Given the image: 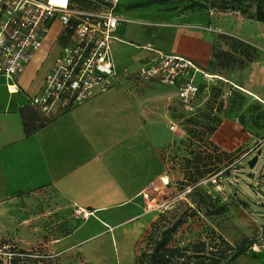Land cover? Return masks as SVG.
Listing matches in <instances>:
<instances>
[{
    "label": "crops",
    "instance_id": "obj_1",
    "mask_svg": "<svg viewBox=\"0 0 264 264\" xmlns=\"http://www.w3.org/2000/svg\"><path fill=\"white\" fill-rule=\"evenodd\" d=\"M149 1L119 0L125 21L117 29L120 41L111 46L117 71L136 72L149 57L147 46L188 56L205 69L214 38L194 24L166 15L169 12L159 4L142 5ZM185 44L193 54L183 53ZM48 45L44 43L14 88L0 76V238L21 242L19 226L11 221L10 227L7 217L27 195L52 189L66 207L90 217L80 215V222L67 234L38 242L53 257L78 255L86 264H102L105 247L118 239L117 231L144 225L149 209L143 195L164 180L156 125L140 93L153 84L119 79L106 93L57 114L47 126L25 137L20 110L42 90L52 67L53 60L48 62L51 37ZM125 47L130 50L126 58ZM129 231H119L117 236L120 239ZM241 260L264 264V244L258 251L239 256L235 264Z\"/></svg>",
    "mask_w": 264,
    "mask_h": 264
},
{
    "label": "rangeland",
    "instance_id": "obj_2",
    "mask_svg": "<svg viewBox=\"0 0 264 264\" xmlns=\"http://www.w3.org/2000/svg\"><path fill=\"white\" fill-rule=\"evenodd\" d=\"M194 2L202 3V0H152L142 5L159 4L163 11L169 12L166 15L177 16L185 23L194 24L199 31L214 38L213 60L204 71L222 77L223 81H217L216 87H210L209 99L197 110L194 119L195 125L204 127L203 123L206 124L212 116L218 117L219 124L211 139L221 151L230 153V161L220 166L216 175L219 179L210 176L198 181L193 187L178 191L177 183L182 179L179 164L187 155L188 145L184 131L187 122L181 117L193 116L180 113L174 88L152 85L141 90L150 121L156 125L154 135L159 139L158 152L164 161L166 174L162 175L163 182L157 181L146 196L149 216L144 225L138 223L134 227L129 225L122 228L119 231H130L120 239L117 231L115 236L118 239L110 244L108 242L105 247L106 255L102 258V264H135L136 253L149 223L160 212L174 207L178 201L191 204L192 201H199L200 195L206 197V205L220 208L221 212L205 218H191L177 236L181 244L204 239L209 229L222 235L230 244L244 243L250 253L260 250L264 244V105L251 95L264 100V23L234 11L197 8L192 6ZM248 12L253 13V9ZM49 38L45 41L47 46ZM241 41L252 48L250 54L253 59L249 62L242 54L244 46L239 44ZM191 49L190 45L185 44L183 53L193 54ZM129 51L125 47L123 57L126 58ZM185 57L198 65L194 59ZM52 60L54 53L48 57V62ZM232 87L231 97L223 102L221 92ZM59 113L62 112L41 115L52 120ZM170 116L177 125L173 131L168 128L171 125ZM191 144L192 149L198 148L195 141ZM258 150L261 153L250 168L247 162ZM226 167L229 168L227 173ZM77 213L65 206L55 190L27 195L15 212L7 217L10 227L14 225H11V221L19 226L16 229L19 230L21 242L0 238V251L1 242L6 240L9 245H16L26 251L35 249L37 254H50L48 248H44L38 240L46 243L47 240L59 238L80 222V215L83 219L90 217L84 211ZM51 260L55 264H86L78 255L53 257ZM239 264L246 263L241 260Z\"/></svg>",
    "mask_w": 264,
    "mask_h": 264
},
{
    "label": "built area",
    "instance_id": "obj_3",
    "mask_svg": "<svg viewBox=\"0 0 264 264\" xmlns=\"http://www.w3.org/2000/svg\"><path fill=\"white\" fill-rule=\"evenodd\" d=\"M124 21L119 0H0V76L14 88L51 37L52 67L42 90L29 99L40 114L67 112L114 88L119 79H129L136 85L174 88L180 113L196 115L209 99L210 87L223 78L186 57L148 46L149 57L136 72L117 71L111 46L120 41L117 29ZM233 90H223L221 100ZM169 129L175 130V124Z\"/></svg>",
    "mask_w": 264,
    "mask_h": 264
},
{
    "label": "trees",
    "instance_id": "obj_4",
    "mask_svg": "<svg viewBox=\"0 0 264 264\" xmlns=\"http://www.w3.org/2000/svg\"><path fill=\"white\" fill-rule=\"evenodd\" d=\"M192 6L216 9L220 12L234 11L247 16L248 19L264 23V0H202V3L194 2ZM249 9H253V13H249ZM239 44L244 46L242 54L247 58L246 61H251L253 57L250 54L252 49L250 45L242 41ZM213 49L214 45L207 66L213 60ZM20 115L25 137L31 136L51 122L30 106L23 107ZM196 115L192 118L181 117L187 122V126L183 127L188 145L187 155L179 164L182 179L177 183V188L180 192L207 177L215 176L219 179L216 175L220 171V166L228 163L231 157L230 153L221 151L211 139L219 124L218 117L214 115L206 124L203 123L204 127H198L195 125ZM194 141L195 146H198L196 149H192V144L190 145ZM228 170L229 168L225 172ZM206 200L205 196L200 195L199 201H192L191 204L187 201H178L174 207L160 212L144 231L135 264H235L239 256L245 255L248 250L244 243L230 244L213 229H209L206 237L195 243L186 245L179 242L177 236L191 218H205L221 212L220 208L206 205ZM7 242L6 240L1 242L3 245L0 251V264H55L50 254H37L35 249L26 251ZM5 245L7 248H4Z\"/></svg>",
    "mask_w": 264,
    "mask_h": 264
},
{
    "label": "water",
    "instance_id": "obj_5",
    "mask_svg": "<svg viewBox=\"0 0 264 264\" xmlns=\"http://www.w3.org/2000/svg\"><path fill=\"white\" fill-rule=\"evenodd\" d=\"M260 154V151H257V154L255 156H253L248 162L247 165L252 168L254 166V164L256 163L257 160V156Z\"/></svg>",
    "mask_w": 264,
    "mask_h": 264
},
{
    "label": "bare ground",
    "instance_id": "obj_6",
    "mask_svg": "<svg viewBox=\"0 0 264 264\" xmlns=\"http://www.w3.org/2000/svg\"><path fill=\"white\" fill-rule=\"evenodd\" d=\"M253 96V95H252ZM255 99L259 100L263 105H264V101L260 100L258 96L254 95L253 96Z\"/></svg>",
    "mask_w": 264,
    "mask_h": 264
}]
</instances>
